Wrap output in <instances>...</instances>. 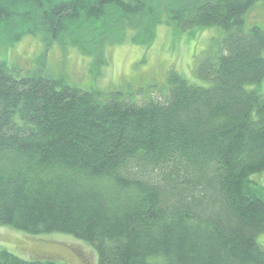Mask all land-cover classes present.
Masks as SVG:
<instances>
[{
	"label": "trees",
	"instance_id": "trees-1",
	"mask_svg": "<svg viewBox=\"0 0 264 264\" xmlns=\"http://www.w3.org/2000/svg\"><path fill=\"white\" fill-rule=\"evenodd\" d=\"M257 2L0 0V30L90 56L164 25L224 32L197 61L210 86L170 72L143 102L0 60V227L76 237L99 264H264V28L245 17ZM0 264L58 263L2 250Z\"/></svg>",
	"mask_w": 264,
	"mask_h": 264
},
{
	"label": "rangeland",
	"instance_id": "rangeland-1",
	"mask_svg": "<svg viewBox=\"0 0 264 264\" xmlns=\"http://www.w3.org/2000/svg\"><path fill=\"white\" fill-rule=\"evenodd\" d=\"M246 25L264 28V5L257 2L247 13ZM16 26L0 30V60L26 72L60 77L68 85L85 91L116 89L131 92L133 100L157 99L168 87L170 72L192 84L210 86L197 76L203 54L224 37L220 28L186 32L169 26L156 28L149 44L133 43L129 34L119 45L98 47V55L82 54L77 47L46 41L45 35L27 34L16 38ZM248 88H258L251 85ZM264 97V81L260 86ZM264 188V173L252 176ZM264 248V233L256 238ZM7 250L27 261L49 260L58 264H99L96 250L89 244L64 234L31 235L10 226L0 227V251Z\"/></svg>",
	"mask_w": 264,
	"mask_h": 264
}]
</instances>
